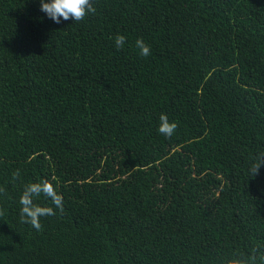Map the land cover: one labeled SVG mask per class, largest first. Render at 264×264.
Wrapping results in <instances>:
<instances>
[{"label": "trees", "instance_id": "16d2710c", "mask_svg": "<svg viewBox=\"0 0 264 264\" xmlns=\"http://www.w3.org/2000/svg\"><path fill=\"white\" fill-rule=\"evenodd\" d=\"M92 3L57 24L40 0H0V264H225L264 245V167L248 174L264 0ZM42 179L64 212L38 198L56 212L38 232L19 198Z\"/></svg>", "mask_w": 264, "mask_h": 264}, {"label": "clouds", "instance_id": "9594fccd", "mask_svg": "<svg viewBox=\"0 0 264 264\" xmlns=\"http://www.w3.org/2000/svg\"><path fill=\"white\" fill-rule=\"evenodd\" d=\"M40 10L57 24L61 22V18L65 21L71 19L73 22H79L84 20L87 15L96 12L92 0H40ZM125 43L126 37L123 34H117L114 37V45L117 49H122ZM135 46L139 49V54L142 57H148L151 54L150 45L143 38H137ZM159 121L158 132L166 138H171L178 127L177 123L170 122L167 115L163 113L160 115ZM261 167H264V152L253 157V161L248 167L250 178L257 176ZM19 177L20 171L17 169L12 173V179L15 181ZM5 191L6 189L0 186V194H4ZM42 195L50 199L60 213L64 212L63 197L58 194L52 182L42 179L25 184L19 198L20 222L30 224L38 232L42 231L40 222L42 217L56 215L53 207L42 206L36 202ZM3 214V210L0 209V216ZM225 264H264V245L253 247L247 253H234L225 261Z\"/></svg>", "mask_w": 264, "mask_h": 264}]
</instances>
